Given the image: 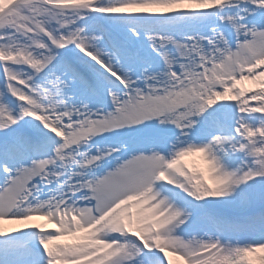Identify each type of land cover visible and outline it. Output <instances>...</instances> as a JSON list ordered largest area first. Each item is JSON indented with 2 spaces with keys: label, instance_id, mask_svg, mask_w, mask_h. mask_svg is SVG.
<instances>
[{
  "label": "snow or ice",
  "instance_id": "6c2138e0",
  "mask_svg": "<svg viewBox=\"0 0 264 264\" xmlns=\"http://www.w3.org/2000/svg\"><path fill=\"white\" fill-rule=\"evenodd\" d=\"M202 15L206 34L152 31ZM0 79L3 264H264V0H0ZM29 229L42 254L12 235Z\"/></svg>",
  "mask_w": 264,
  "mask_h": 264
},
{
  "label": "bare ground",
  "instance_id": "6f19581e",
  "mask_svg": "<svg viewBox=\"0 0 264 264\" xmlns=\"http://www.w3.org/2000/svg\"><path fill=\"white\" fill-rule=\"evenodd\" d=\"M189 7H191V6H189ZM90 16H94V15H90ZM88 17L87 18V23L88 22H90V20H92L93 21V19H92V17ZM95 31H97L96 29H95ZM149 70H151V71H156V70H159L158 69V66L157 67H153L152 69H149ZM238 88H243L242 86H240V87H238ZM73 95V99H74V101H76V102H80L81 100H83V102H85V103H88L90 106H95V107H100L98 104H96L95 103V101H93L92 100V98L91 97H89V96H87V95H83V94H81L79 91H76L74 94H72ZM251 124H254V121H251ZM228 162H229V166L231 167V168H235V167H237V164L235 163V161H234V159H233V156H231V157H229L228 158ZM239 166V165H238ZM134 205L135 204H132V205H130L129 206V208H128V211H130L131 209H135V211L136 212H138L139 211V208H136V207H134ZM145 208L147 207V206H144ZM33 221H35V220H33ZM32 222H29V224H31ZM34 223V225L36 224L35 222H33ZM51 224V222L48 224V225H50ZM32 225V224H31ZM4 227L6 228V229H12V228H17V229H24V225H21V224H5L4 225ZM46 228V227H45ZM41 230V229H40ZM26 231H31V229H29V230H25V232ZM33 231V230H32ZM21 233H24V232H18V233H14V234H12L13 236H15V237H19L20 236V234ZM57 244H61V240L60 241H57L56 242ZM0 263H3V261H0ZM171 264H173L172 262H171Z\"/></svg>",
  "mask_w": 264,
  "mask_h": 264
},
{
  "label": "rangeland",
  "instance_id": "374dc122",
  "mask_svg": "<svg viewBox=\"0 0 264 264\" xmlns=\"http://www.w3.org/2000/svg\"><path fill=\"white\" fill-rule=\"evenodd\" d=\"M104 1V3H109L110 1L109 0H102V2ZM186 7H189V6H186ZM234 14L236 13V12H233ZM110 23L114 26V27H116V28H118V27H123V23H121V24H117V23H115L113 20H110ZM3 91V81H2V79H0V92H2ZM102 106V105H101ZM102 107H107L109 110H110V108H111V105H109V104H107V105H103ZM192 162H189L188 163V165H190ZM189 168H190V166H188Z\"/></svg>",
  "mask_w": 264,
  "mask_h": 264
}]
</instances>
